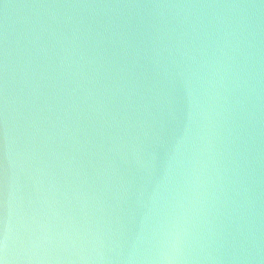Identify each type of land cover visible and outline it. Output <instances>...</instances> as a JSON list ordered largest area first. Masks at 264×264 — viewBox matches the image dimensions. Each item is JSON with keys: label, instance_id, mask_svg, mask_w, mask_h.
Segmentation results:
<instances>
[{"label": "water", "instance_id": "1", "mask_svg": "<svg viewBox=\"0 0 264 264\" xmlns=\"http://www.w3.org/2000/svg\"><path fill=\"white\" fill-rule=\"evenodd\" d=\"M4 264H264L261 0H0Z\"/></svg>", "mask_w": 264, "mask_h": 264}, {"label": "snow or ice", "instance_id": "2", "mask_svg": "<svg viewBox=\"0 0 264 264\" xmlns=\"http://www.w3.org/2000/svg\"><path fill=\"white\" fill-rule=\"evenodd\" d=\"M0 264H4V260L0 258Z\"/></svg>", "mask_w": 264, "mask_h": 264}]
</instances>
